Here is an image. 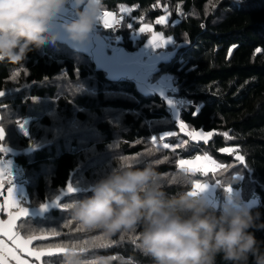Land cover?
I'll return each mask as SVG.
<instances>
[{
  "label": "trees",
  "instance_id": "trees-1",
  "mask_svg": "<svg viewBox=\"0 0 264 264\" xmlns=\"http://www.w3.org/2000/svg\"><path fill=\"white\" fill-rule=\"evenodd\" d=\"M103 5L121 25L110 31L111 39L120 38L129 51L138 50L148 37L136 39L143 25L172 40L171 59L159 65L151 81L170 75L175 88L164 99L142 91L131 79L110 80L90 55L60 41L33 48L22 65L0 63V127L5 132L0 144L16 153L9 157L25 172L27 197L20 205L52 201L70 180L76 189L60 203L66 211L53 209L44 219L23 220L17 230L25 238L46 237L33 249L73 251L44 258L43 264H61L70 254L85 264L101 257L109 264H154L137 247L140 229L108 237L70 218V203L91 196L94 185L118 163L152 166L169 194L184 190V175L208 183L202 195L218 210L231 193H238L244 204L257 198V206L249 209L264 224V0H103ZM162 17L165 25H156ZM20 124H28L27 133ZM183 130L202 131L209 139L194 140ZM153 137L158 138L155 145ZM236 154L244 157L243 164ZM197 156H209L223 167L207 175L180 173L179 160ZM8 182L0 193L2 204L14 185ZM252 231L264 242V229ZM217 264H223L220 257Z\"/></svg>",
  "mask_w": 264,
  "mask_h": 264
},
{
  "label": "clouds",
  "instance_id": "clouds-1",
  "mask_svg": "<svg viewBox=\"0 0 264 264\" xmlns=\"http://www.w3.org/2000/svg\"><path fill=\"white\" fill-rule=\"evenodd\" d=\"M75 19L60 23L72 45L89 42L103 14V0H73ZM70 0H0V63L22 65L28 52L56 44L54 32ZM184 190L169 194L161 175L150 165L132 168L115 164L93 187L92 195L68 206L72 222L84 230H101L111 237L135 232L137 247L154 264H264V242L257 241L253 229L260 214L235 197L222 209L209 205L201 193L190 194L194 180L180 178ZM229 183V181H225ZM61 264H85L68 255ZM95 264H109L98 258Z\"/></svg>",
  "mask_w": 264,
  "mask_h": 264
},
{
  "label": "crops",
  "instance_id": "crops-1",
  "mask_svg": "<svg viewBox=\"0 0 264 264\" xmlns=\"http://www.w3.org/2000/svg\"><path fill=\"white\" fill-rule=\"evenodd\" d=\"M113 13V12H112ZM75 19V15L68 10L61 15L59 18V23L55 25L54 32L60 35V39L58 41L67 43L69 46L74 48L77 51L86 53L91 56L93 61L95 62L96 66L103 70L107 77L110 80H121V79H131L133 80L138 87L146 92V93H160L164 95V92L160 90L158 87L155 86V83L151 81V78L156 72L158 71L159 65L161 63L167 62L171 59L173 53L169 52V48L172 45V40L170 38H166L163 36L162 33L155 32L152 26L143 25L141 28L151 29V31H145L140 33L139 38H144V36H148L144 39V44L136 51H129L124 46L121 45V39L116 38L114 40L111 39L109 33L112 29H105L103 32L99 33L98 35H91L89 42L83 46L72 45L66 40L65 34L62 32L60 28V23H66L71 20ZM114 21H117L115 14L112 17ZM158 20H163L164 22L161 24L155 23L156 25H165V19L159 18ZM115 25V23H114ZM113 25V26H114ZM141 36V37H140ZM153 36H157L161 38L162 41L167 42L171 41L170 43L166 44L162 48H154L149 44V41L153 39ZM136 39L138 37L136 36ZM150 49H154V53H150ZM159 79H169L168 87L172 88L173 84V77L170 75H163ZM168 80H166L167 83ZM172 85V86H171ZM1 128V127H0ZM5 133V132H4ZM5 137V136H4ZM6 158V157H5ZM12 158V157H7ZM13 160V158H12ZM14 165H7L6 167L11 168V177H16L17 170L19 167L15 164ZM17 189V188H15ZM19 192L15 193V196L19 198ZM7 193L4 196L6 198ZM12 211H15L13 209ZM8 209L5 208L2 216H7ZM4 241H6L4 239ZM7 242V241H6ZM5 242V247H13L10 243ZM17 255L21 259L22 256L18 252ZM25 264L29 263L32 264L29 259H23ZM33 262V261H32Z\"/></svg>",
  "mask_w": 264,
  "mask_h": 264
},
{
  "label": "snow or ice",
  "instance_id": "snow-or-ice-1",
  "mask_svg": "<svg viewBox=\"0 0 264 264\" xmlns=\"http://www.w3.org/2000/svg\"><path fill=\"white\" fill-rule=\"evenodd\" d=\"M163 20H157L156 23L161 24L163 23ZM99 23L102 24V26L105 29H113L114 23H119V21H114L112 19V13L107 12L102 14V16L99 18ZM127 27L132 28L133 25L129 23ZM151 31V29H145V28H140L139 32L143 33L145 31ZM171 41L164 42L161 40V38L157 36H153V39L149 41V44L154 47V48H162L166 44L170 43ZM18 74V73H17ZM4 95L3 91H0V97ZM2 106V105H0ZM19 123V122H18ZM23 129V124L19 125ZM179 127L181 129L185 128L184 123H180ZM171 135V133H169ZM189 135L193 136L195 138L196 136H199L200 138L205 139V142H207V138L205 137L204 132H198L195 133L194 135L192 133H189ZM211 135V134H209ZM223 135L225 137H228V133L224 132ZM4 129L0 128V142L4 140ZM164 136H161L160 139L164 140ZM157 142V138L153 137L152 138V144L155 145ZM163 149H169L170 145L168 143H163L162 145ZM175 149H173L174 151ZM223 151L228 152L229 154H233L232 149H224ZM6 149L0 144V153H5ZM203 161L205 163L203 164H195L193 161H188L181 159L178 162V169L180 170V173H191L192 175H195L197 172H200L203 175H207V173L212 170V169H220L223 166L220 164H217L215 161H213L209 156H204L201 158L200 156L196 157V161ZM235 159L239 161L241 164L244 163V157L242 155L236 154ZM4 161L0 160V193H2V189L5 183V178L6 177H11V168L9 167H4ZM179 175V174H178ZM173 182L175 180L173 179ZM9 183L12 184V179H9ZM219 184V183H217ZM209 187L208 183H200L196 182L193 183L192 185V192L190 194H198V193H204ZM67 193H74L76 189L72 187L71 184L66 189ZM226 192H231V188L225 187ZM58 203V201L56 202ZM5 208L8 209L7 216L8 219L7 221L0 219V237H6L8 241L11 242L12 246L11 248L5 247V241L3 238H0V264H8V261L14 260L15 264H25V261L17 255L18 252H23L26 253L27 255L33 256L36 261H40L41 257L48 255L51 256V252H46L43 248L39 250H32L29 248V244L33 240H40L43 239V236L40 235H28L26 238H21V236L18 234L17 231H14V229L17 227V220L20 219L21 217H27L28 216V211L25 207H22L20 203L17 201L16 196H15V189L14 186L8 187L7 190V196L4 199V203L0 205V212H4ZM15 209V212L12 210ZM46 206L42 205L41 210H45ZM123 238V237H121Z\"/></svg>",
  "mask_w": 264,
  "mask_h": 264
},
{
  "label": "water",
  "instance_id": "water-1",
  "mask_svg": "<svg viewBox=\"0 0 264 264\" xmlns=\"http://www.w3.org/2000/svg\"><path fill=\"white\" fill-rule=\"evenodd\" d=\"M6 149V155L5 157H9V156H15V152L11 151L9 148L7 147H4ZM69 184H71V180L69 181ZM68 184V186H69ZM67 186V187H68ZM67 189V188H66ZM77 192H80V189L77 190ZM68 195L67 191L66 190H63L56 198H54L52 201H46L45 204H43L44 206H46V209L45 210H41V206L39 207H25L28 211V216L27 217H21L20 219L17 220V227L14 229V231H17L18 234L21 236V238H25L23 237V235L21 234V232H19L17 229H18V226H19V223L23 220H27L29 218L31 219H44L46 217V215L48 213H50L53 209H56V210H62V211H66L67 209L66 208H63L62 206H60V203L65 199V197ZM58 201V203H56ZM0 205H2L1 201H0ZM15 212V211H13ZM3 212H0V219H3L5 221H7L8 219V216L6 218H3ZM44 238L43 239H40V240H33L30 244H29V248L32 249V250H36V249H33V245L38 243V242H41V241H44L46 240V237L43 236ZM0 238H3L5 239L8 243L11 244L10 241L7 240L6 237H0ZM12 245V244H11ZM46 252H51L52 255L51 256H48V255H45L43 257H41V260L40 261H36L35 258L33 256H30V255H27L26 253H23V252H19L21 254L22 257L24 258H27L29 259L30 261H35L37 264H43V260L44 258H50V257H56V256H61V255H64V254H67V253H72L73 251H70L68 249H64V248H48V249H44ZM8 264H15L11 259L8 261Z\"/></svg>",
  "mask_w": 264,
  "mask_h": 264
},
{
  "label": "rangeland",
  "instance_id": "rangeland-1",
  "mask_svg": "<svg viewBox=\"0 0 264 264\" xmlns=\"http://www.w3.org/2000/svg\"><path fill=\"white\" fill-rule=\"evenodd\" d=\"M163 19H165V17H163ZM165 21H166V19H165ZM147 26H152V25H147ZM153 27V30H154V26H152ZM121 29V28H120ZM139 35H140V32L138 31L136 34H135V36H137L138 38H139ZM138 40V39H137ZM169 52L170 53H174V51H170V49H169ZM158 80V79H157ZM155 81L156 83H155V86L156 87H160L159 89L160 90H162L163 92H164V95H162L161 97H163L164 99H167V95H168V91L169 90H173L175 87H174V81H173V79H172V81H173V86H172V88L170 87H168V82H169V79H159V81ZM166 80H168L167 81V83H166ZM154 82V81H153ZM168 100H169V97H168ZM174 106V105H173ZM173 106H171V107H173ZM174 110H172V115H173V118L174 119H177L178 118V112H177V110H175V106H174V108H173ZM27 126H28V124H25V126H23V131H25V133H27L28 132V129H27ZM27 129V130H26ZM186 130V129H185ZM184 131V130H183ZM184 132H187V134L189 135V133H191L190 131L188 132V131H184ZM196 133H198V132H196ZM193 135L195 134V133H192ZM189 136H191V135H189ZM192 137V139H194V140H203V141H205V139H203V138H200L199 136H196L195 138H193V136H191ZM205 137L207 138V140L209 139L208 138V135H205ZM157 138V137H156ZM158 139V138H157ZM188 161H193L195 164H203V163H205L204 161H196V158L195 159H193V160H188ZM214 170V169H213ZM17 172L18 173H16V177H6L5 178V181H9V179H12V183L14 182V189L15 188H17V189H15V193H16V195H17V193L19 192V198H17L16 197V199H17V201L20 203L21 201H24V199H26V193H25V181L23 180L24 179V175H25V172H23V171H21L20 170V168L17 170ZM21 177H23L22 179H20ZM16 178H19V179H16ZM18 181V182H17ZM17 182V183H16ZM9 183V182H8ZM210 186L211 185H209V187H208V189L204 192V193H202V194H206L207 193V191L210 189ZM238 195V193H231V195H230V198H228V200H227V204H229V203H232L233 202V200H234V198L236 197ZM208 203H209V205H211L212 203H213V201L212 200H208ZM257 204H258V199L257 198H253V199H251L249 202H247V203H245V205L248 207V208H250V207H254V206H257ZM6 242V241H5ZM7 243V242H6ZM23 258V257H22ZM23 259H27V258H23ZM28 260V259H27ZM14 263H15V261L14 260H12ZM30 261V260H29ZM32 264H36V263H34V262H32V261H30ZM27 264H29V263H27Z\"/></svg>",
  "mask_w": 264,
  "mask_h": 264
},
{
  "label": "built area",
  "instance_id": "built-area-1",
  "mask_svg": "<svg viewBox=\"0 0 264 264\" xmlns=\"http://www.w3.org/2000/svg\"><path fill=\"white\" fill-rule=\"evenodd\" d=\"M66 10L71 11L74 15H75V10H76V6L73 2V0H70V4L69 7L66 8ZM104 12V11H103ZM107 13V12H104ZM112 13V12H111ZM114 16V13H112V17ZM121 28V25L119 23H115V25L113 26V31L114 30H119ZM105 30V28L102 26V24L98 23L95 31L92 33L93 35H98L99 33L103 32ZM155 50L154 49H150V53H154ZM0 160L4 161V167H6L7 165H14L12 158H0Z\"/></svg>",
  "mask_w": 264,
  "mask_h": 264
}]
</instances>
